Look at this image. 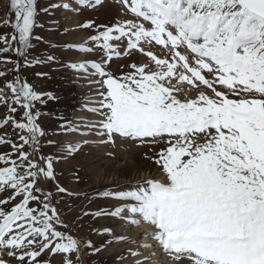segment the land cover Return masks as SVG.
Masks as SVG:
<instances>
[{
    "label": "snow or ice",
    "instance_id": "snow-or-ice-1",
    "mask_svg": "<svg viewBox=\"0 0 264 264\" xmlns=\"http://www.w3.org/2000/svg\"><path fill=\"white\" fill-rule=\"evenodd\" d=\"M106 6L105 0L48 7L10 0L14 32L0 35V106L7 109L0 146L10 148L0 152V264H51L53 255L62 256L61 264H82L85 248L95 255L130 240L113 226L90 225L88 236L73 234L84 217L147 223L143 235L156 243L139 247H158L167 264H264V0H118L107 23L89 18L77 24L94 34L65 47L99 60L63 67L98 77L89 80L97 86L94 106L82 109L97 119L57 116L50 133L37 105L58 97L34 90L19 60L3 54L22 57L25 67L59 63L54 55L33 54V41L43 40L34 33L43 27L38 17L51 7L99 12ZM67 134L80 139H63ZM118 140L146 149L144 158L164 179L96 197L63 183L56 167L61 160ZM65 197L120 205L69 220L64 208L73 205ZM156 255L130 248L114 260L158 264Z\"/></svg>",
    "mask_w": 264,
    "mask_h": 264
},
{
    "label": "rangeland",
    "instance_id": "rangeland-1",
    "mask_svg": "<svg viewBox=\"0 0 264 264\" xmlns=\"http://www.w3.org/2000/svg\"><path fill=\"white\" fill-rule=\"evenodd\" d=\"M63 2H68V0H38V7L54 6ZM105 3L107 6L100 9L99 12H93L83 7H79L78 12L51 7L48 13H43L38 17L43 27H36L34 33L41 36L43 40L41 42L33 41L36 44V47L32 50L33 54L40 56L54 55L59 63L25 67L23 62L21 73L37 92H51L58 97L55 101H49L46 106L37 105L43 113L40 117L41 125L50 133L57 128L59 123L55 119L57 116H64L74 122L97 119L95 114L82 109L94 106L92 102L97 99L95 95L97 86H90L89 80L98 79V77H84L81 73L63 67V65L72 62L99 60L97 54L82 53L77 49L67 48L65 45L83 44L89 35L94 34L91 31L76 28L77 24L83 23L89 18L107 23L116 15L119 7L118 0H105ZM9 5L10 0H0V35L8 34L10 38L14 29L8 19L11 14ZM73 7H76V5L73 4ZM5 21H8V23L5 24ZM54 21L59 23L54 24ZM2 46L0 45V47ZM3 55L11 60H17L15 53ZM82 55H85V58L79 61ZM137 58L142 59V57ZM124 62L123 58L119 61H113L112 69L115 70L118 64ZM38 72L47 73V75L37 76L36 73ZM8 79H12V76H9ZM2 83L3 81L0 80V84ZM19 112L22 113L23 109H19ZM6 114L7 109L0 106V117ZM62 138L71 142L80 139L76 134H67ZM6 151H10L7 145L0 146V152ZM145 151L144 148L119 140L114 145L93 143L86 146L82 153L76 154L67 160H61L56 167L58 173H62L63 183L71 190L88 192L91 196L96 197V193L105 191L128 190L130 187L135 186L137 182L143 180H163L164 177L160 169L144 158L143 153ZM77 173L79 182L76 181ZM65 202L73 205L71 211L64 208L69 220L82 215V211H94L99 207L114 208L120 205L118 200L103 198H94L93 202L89 204L83 199L65 197ZM61 207H64V205H61ZM77 222L82 224L83 227L80 231H77L74 227L73 234L81 237L89 235V226L92 225L96 227L113 226L118 234L130 238L129 241L112 245L110 250L100 254L92 255L85 248L81 256L82 264H119L118 261L114 260L115 254H126L130 248L142 252L143 248L139 247L141 245L139 242L146 236L138 231L139 226L124 225L115 219L103 217L98 221H94L91 217H84ZM144 224L148 225L147 223L141 225ZM92 238L99 239L94 236ZM131 241H135V243ZM47 258L51 260V264H61L62 261L61 255H53ZM126 264H132L131 258L126 261Z\"/></svg>",
    "mask_w": 264,
    "mask_h": 264
},
{
    "label": "bare ground",
    "instance_id": "bare-ground-1",
    "mask_svg": "<svg viewBox=\"0 0 264 264\" xmlns=\"http://www.w3.org/2000/svg\"><path fill=\"white\" fill-rule=\"evenodd\" d=\"M65 1V0H64ZM80 60L79 61H82L84 58H85V55H82L80 56ZM149 225H140L138 228H139V232L140 233H144L147 229H149ZM141 245H144V244H155L156 242L154 240H152L150 237L146 236V237H143L140 242H139ZM152 252H156L157 255L156 256H153L152 259L153 260H156L158 261V264H167V257H165L159 250L158 247H150V248H143L142 249V253H144L145 256H147L149 253H152Z\"/></svg>",
    "mask_w": 264,
    "mask_h": 264
},
{
    "label": "water",
    "instance_id": "water-1",
    "mask_svg": "<svg viewBox=\"0 0 264 264\" xmlns=\"http://www.w3.org/2000/svg\"><path fill=\"white\" fill-rule=\"evenodd\" d=\"M8 19H9V21H10L11 24H14V23H15V14H14L13 11H11V14L9 15ZM13 32H14V31H13ZM17 60H19L21 66H22V64H23V62H24V61H23V58L17 56ZM20 72H21V69H20ZM21 74H22V73H21Z\"/></svg>",
    "mask_w": 264,
    "mask_h": 264
},
{
    "label": "flooded vegetation",
    "instance_id": "flooded-vegetation-1",
    "mask_svg": "<svg viewBox=\"0 0 264 264\" xmlns=\"http://www.w3.org/2000/svg\"><path fill=\"white\" fill-rule=\"evenodd\" d=\"M15 14V13H14Z\"/></svg>",
    "mask_w": 264,
    "mask_h": 264
}]
</instances>
